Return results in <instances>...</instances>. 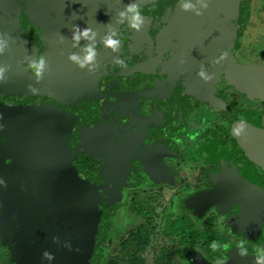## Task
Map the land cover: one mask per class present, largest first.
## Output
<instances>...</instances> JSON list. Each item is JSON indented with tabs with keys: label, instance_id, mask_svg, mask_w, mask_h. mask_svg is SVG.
I'll use <instances>...</instances> for the list:
<instances>
[{
	"label": "flooded vegetation",
	"instance_id": "af4514ba",
	"mask_svg": "<svg viewBox=\"0 0 264 264\" xmlns=\"http://www.w3.org/2000/svg\"><path fill=\"white\" fill-rule=\"evenodd\" d=\"M184 2L194 9L182 11L180 0H0L19 18L20 36L0 83V179L35 189L64 174L89 176L103 213L93 264H135L153 254L159 230L150 200L171 195L164 210L174 215L165 216L147 264H256L264 248V0ZM129 3L140 4L139 31L118 17ZM73 26L96 33L92 72L68 60L89 43L72 39ZM226 27L235 33L228 48ZM112 29L115 52L101 43ZM37 56L48 65L39 82L25 62ZM7 63L0 55V66ZM17 149L27 168L14 163ZM222 180V210L191 205ZM35 210L12 220L0 197V264H44L51 244L58 257L69 256L54 207H45L47 217ZM208 212L216 222L198 223Z\"/></svg>",
	"mask_w": 264,
	"mask_h": 264
},
{
	"label": "water",
	"instance_id": "95a60500",
	"mask_svg": "<svg viewBox=\"0 0 264 264\" xmlns=\"http://www.w3.org/2000/svg\"><path fill=\"white\" fill-rule=\"evenodd\" d=\"M237 21L239 22V20ZM17 22H19V18L12 9L6 6L0 7V30L2 33L0 34L3 35V39L5 37L11 38L8 41V47L2 54V58L6 55V59L9 61L7 66H11L13 60L18 58L19 55V52L12 51L13 46L11 45L13 40L16 41V46L20 45V41L17 42L20 40V36L16 32V30L18 31V27L16 28ZM4 28H6L5 33L3 32ZM233 29L234 27H226V48H228L229 42L232 41L235 34L232 31ZM229 32L230 36L228 35ZM2 134L4 135V132L0 127V135L2 136ZM9 135L13 136L12 139L15 141L20 139L14 133ZM28 151L32 153V150ZM26 153L28 152L26 151ZM23 155H20L19 149H17L13 153L14 163L18 165L17 167L27 168L26 165L18 162V159ZM39 156H42L41 153ZM221 184H223V180L216 182L214 191L200 194L191 201V205L196 204V201H200L204 204V207L213 205L222 210L219 203L223 200V196H220L223 188ZM0 197L4 201L6 214L12 220H17L21 214H37L36 208L41 209L40 211H43L47 217L52 212H47L45 207H54L56 215L54 227L56 233L60 232L68 237L67 241L69 242L66 245L70 247L65 245V248L69 256L66 258L58 257L54 245L51 244L49 245V253L53 255L54 259H46L44 264H93L97 254L96 240L101 232L103 213L99 205L98 189L89 176L77 172L64 174L60 178L35 189L19 184L4 183V185H0ZM254 199L253 197H244L242 200L250 202ZM31 221L30 218L29 222ZM35 247L39 248L40 246L36 245ZM35 247H32V249H36ZM32 253L36 254L34 251Z\"/></svg>",
	"mask_w": 264,
	"mask_h": 264
},
{
	"label": "clouds",
	"instance_id": "9594fccd",
	"mask_svg": "<svg viewBox=\"0 0 264 264\" xmlns=\"http://www.w3.org/2000/svg\"><path fill=\"white\" fill-rule=\"evenodd\" d=\"M197 3L201 4L202 8H207V3L201 2V0H197ZM180 7L182 11H192L194 9V5L191 3H185L184 0H180ZM126 13H129V15L126 17ZM195 15L199 16L201 15L200 11H195ZM118 17L120 18V22L123 23L126 19L129 23V26L136 31H139L144 23V18L141 15L140 11V4L139 3H129L125 6L123 11H120L118 13ZM72 39L79 43L81 39H84L86 41H89L80 51L83 53V55H78L76 52L71 53L68 56V60L72 63H75L80 69L87 68L89 72H92L96 68V58L98 55L96 46H95V40H96V33L92 31V29L86 27L83 30H81L78 26H73L72 28ZM117 33L115 29H112L108 35L102 37L101 43L105 48L112 49L113 52L117 51L120 46L119 39L113 38V36H116ZM10 37H5L2 41H0V55H2L6 48L8 47V41L10 40ZM63 40V37H62ZM120 59L116 60V63L119 64L121 67H126V63ZM25 62L27 63V71L30 72L39 82L40 79L43 78V75L46 70H48V65L44 59V57L37 56L36 58L31 57H25ZM91 65V67H87ZM9 70V66H0V83L6 82V72ZM198 75L201 78H204L203 72L200 71ZM204 79H211L210 77L204 78ZM29 91L35 92L37 91L35 88H33L31 85H29ZM3 127V126H0ZM0 185H4V181L0 179ZM58 238H53V243H56ZM66 247H70L69 245H66ZM213 250H216L218 248V245L216 243H213L212 245ZM239 254L240 255H247V249L245 247V243L242 241L238 245ZM44 257H46L48 260L54 259L53 255L49 252L45 251L42 253ZM217 264H223L222 261H218ZM256 264H264V248L257 249V259Z\"/></svg>",
	"mask_w": 264,
	"mask_h": 264
},
{
	"label": "rangeland",
	"instance_id": "374dc122",
	"mask_svg": "<svg viewBox=\"0 0 264 264\" xmlns=\"http://www.w3.org/2000/svg\"><path fill=\"white\" fill-rule=\"evenodd\" d=\"M168 191H170V189H168ZM164 198H166V197H164ZM150 199H152V198H150ZM150 201H151V207H155L154 208L155 211H151V217L149 218V220L151 221V223L154 224L156 229L158 227V230H159L158 233L152 235V238H151L152 239V244L151 245L155 246V249L152 252L153 254H151L149 256L146 255L145 258L140 257L139 260H135V264H139L141 261H143V262L140 263V264H147V262L150 263L152 261V259H154V257L156 256V254H155L156 252L155 251H157V249L159 247V245H156L155 243L156 242L158 243L159 240L163 237V235L161 234L160 230L162 229L161 227H163L165 216H167V221L166 222H169L170 219H168V218H171L174 215V214H172V215L168 214V213H170V209L169 210H164L165 205L169 206L170 204H172L171 202L174 201V196L171 195V197H169V199L167 201L166 200L165 201L163 200L164 202L160 201L157 205H155L153 200H150ZM164 203H166V204H164ZM208 218L211 219V221H213L214 223L217 220L216 214H214L212 212H208L205 215H203L201 218H199L198 223L199 222H203V221L207 220ZM202 226L203 225L201 224V227ZM201 227H200V229H202ZM198 229H199V225H198ZM140 251H142V250H140ZM141 254L144 255V253H141ZM136 257H137V255H136Z\"/></svg>",
	"mask_w": 264,
	"mask_h": 264
}]
</instances>
